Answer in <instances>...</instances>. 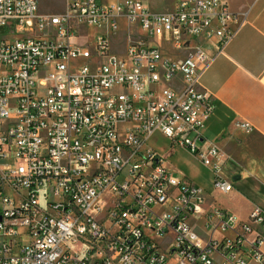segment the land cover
I'll return each instance as SVG.
<instances>
[{"label":"built area","instance_id":"1","mask_svg":"<svg viewBox=\"0 0 264 264\" xmlns=\"http://www.w3.org/2000/svg\"><path fill=\"white\" fill-rule=\"evenodd\" d=\"M237 18L227 0H65L61 13L0 0V25L22 34L0 37V264H264L262 208L242 221L208 205L144 146L159 131L233 189L204 135L216 103L201 79L206 41L222 52ZM122 22L146 35L122 41ZM89 26L106 29L91 44Z\"/></svg>","mask_w":264,"mask_h":264},{"label":"crops","instance_id":"2","mask_svg":"<svg viewBox=\"0 0 264 264\" xmlns=\"http://www.w3.org/2000/svg\"><path fill=\"white\" fill-rule=\"evenodd\" d=\"M227 2L230 11L238 15L232 23L236 31L220 53L216 39L206 41L215 58L202 76L201 86L214 95L216 103L204 135L228 157L223 174L232 181L233 189L227 193L214 189L213 194L206 192V198L208 205L248 221L255 206L264 210V0ZM243 179L252 183V192L234 187L235 181ZM191 223L202 228L200 217H192Z\"/></svg>","mask_w":264,"mask_h":264},{"label":"rangeland","instance_id":"3","mask_svg":"<svg viewBox=\"0 0 264 264\" xmlns=\"http://www.w3.org/2000/svg\"><path fill=\"white\" fill-rule=\"evenodd\" d=\"M114 2L115 0H109ZM146 6L153 11H169L174 9L178 0H141ZM39 11L42 13H61L64 10L65 0H38ZM88 34L86 40L88 43H93L96 37V30L106 31L105 27L99 29L94 26L88 27ZM21 33H14L12 31L6 32L3 25H0V37L4 36L7 39L21 36ZM119 35L122 41L137 36H145L146 34L142 30H138L127 26L123 22L120 25ZM84 36L82 33L78 34L76 42L83 43ZM112 49L116 50V45L112 39ZM163 57L174 58L172 55V48L163 44L162 46ZM86 60H77L75 65L84 64ZM208 137V135H206ZM145 148H150L160 156L165 157V164L167 168L174 174L184 177L188 182L194 183L202 187L207 193H214L213 188V176L211 171L203 165L198 159L186 149L178 144L172 145V141L159 131L154 132L146 141ZM234 187L241 190L243 193H249L253 191L252 183L247 180H237L234 182ZM212 193V194H213ZM217 194V193H216ZM214 194V195H216ZM51 198V197H50ZM167 209V206L155 207L156 212H163ZM27 243V242H26Z\"/></svg>","mask_w":264,"mask_h":264},{"label":"water","instance_id":"4","mask_svg":"<svg viewBox=\"0 0 264 264\" xmlns=\"http://www.w3.org/2000/svg\"><path fill=\"white\" fill-rule=\"evenodd\" d=\"M233 179L235 180L236 178H235V177H233Z\"/></svg>","mask_w":264,"mask_h":264}]
</instances>
